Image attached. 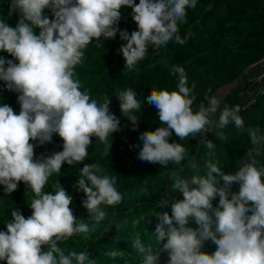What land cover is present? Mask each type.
<instances>
[{"label":"clouds","instance_id":"clouds-1","mask_svg":"<svg viewBox=\"0 0 264 264\" xmlns=\"http://www.w3.org/2000/svg\"><path fill=\"white\" fill-rule=\"evenodd\" d=\"M197 2L10 0L9 15L19 12L20 18L15 27L0 19V52L14 58L0 57V80L9 91L19 93L21 110L17 115L7 104L0 106V185L10 195L24 182L33 198L29 204L32 214L25 218L19 210H12L7 230L0 231V261L97 264L86 251L65 254L61 249L62 242L89 232V223L77 221L70 208L72 197L60 183L54 186L55 194L43 191L49 177L59 174L65 162L69 166L83 163L92 137L105 145L107 156L112 147L109 136L121 130L120 120L110 113L109 97L101 103L87 90L81 91L79 80L74 78L75 66L82 63L84 50L94 38L99 46L101 37L115 39L117 32L127 41L118 52L129 72L145 58L149 45L158 51L172 41L183 45L192 33L182 38L179 25L187 23V10L195 9ZM124 7L132 9L137 25L138 30L131 34L118 27ZM45 9H50L54 18L45 15ZM169 71L178 78V91L153 88L148 95L147 101L157 109L162 126L141 133L140 161L165 168L170 163L179 166L187 160V149L169 142L173 132L181 141L201 136L200 143L213 149L215 144L203 139L202 134L215 129L218 139L226 140L219 130L230 123L241 132L247 131L251 147L234 173H225L210 160L205 162L204 176L184 178L173 172L172 191L182 193L183 199H173L171 213L156 215L160 223L155 229V248L151 244L146 247L140 238L133 239L131 245L142 257L141 264H159L161 253H167V264H264V164L258 159L264 155V134L259 127L245 129L239 106L225 105L217 117L221 98L216 95H205L207 104L202 101L194 110L195 84L188 86L183 67L174 65ZM116 97L122 115L135 130L140 120L136 113L141 111L143 101L131 88L119 91ZM53 134L62 138L63 150L35 158L37 145L30 141L51 143ZM187 162L186 167H197ZM104 171L98 163L83 164L74 186L85 194L83 207L95 223L105 218L102 205H118L124 198L115 187L116 177ZM234 183L239 184L237 192L231 191ZM217 196L219 204L214 207L212 201ZM161 203L167 205L168 201ZM190 221L197 227H188ZM138 223L134 222L133 227ZM207 241L216 245L214 253L202 250ZM106 255L120 256L117 251Z\"/></svg>","mask_w":264,"mask_h":264},{"label":"trees","instance_id":"trees-1","mask_svg":"<svg viewBox=\"0 0 264 264\" xmlns=\"http://www.w3.org/2000/svg\"><path fill=\"white\" fill-rule=\"evenodd\" d=\"M9 12L10 0H0V19L15 27L20 18L19 12L11 15ZM187 12V23L179 25L182 38L189 32L192 33L186 43L181 45L172 41L159 51L149 45L145 58L130 72L125 69L126 62L122 53L118 52L127 43L120 38L119 32L115 39L105 40L101 37L99 46L94 38L84 50L82 63L75 66L74 78L79 80L81 91L87 90L92 99L101 103L105 96L109 97L110 113L120 120L121 130L112 133V137L109 136L112 143L109 155H104L105 145L92 137V144L88 147V155L83 163L69 166L65 162L60 173L49 177L43 189L46 193L55 194L54 186L60 183L72 197L70 208L77 221L89 223V232L75 235L59 245L65 254L70 251H86L89 258L96 260L97 264H141L142 257L136 253L131 241L140 238L146 247L151 244L155 248L154 234L160 223L156 215L171 213L173 199H183L182 193L172 191V173L178 172L184 178L204 176L207 172L205 162L209 160L225 173H234L241 166L247 149L251 147L247 131L241 132L234 123H230L219 130L226 140H219L215 129L202 134L203 139L215 144L213 149H209L206 143H200L201 136L181 141L173 132L169 137L170 143H180L187 149L186 159L197 165L195 169L185 166L187 160L179 166L170 163L165 168L138 159L143 146L141 133L155 131L162 126L157 109L147 101L148 95L153 88L178 91V78L169 71L172 66L178 65L185 69L190 88L195 84L192 93L196 97L192 106L194 110L202 101L207 104L205 95L221 98L217 117L225 105L234 108L246 104L250 91L248 78L252 72L263 67L248 70L264 59V0H198L196 8L188 9ZM131 13L130 7L122 8L118 24L121 31L127 30L129 34L138 30ZM44 14L54 18L50 9H45ZM36 33L39 34V29ZM0 57L14 59L7 52H0ZM242 76L244 78L240 84ZM228 87V93H223ZM128 88L136 91L137 99L143 101L141 111L136 113L140 120L135 130L132 122L122 115L120 101L116 97L119 91ZM18 95L15 91H9L6 83L0 80V106L7 104L17 115L21 110ZM238 114L245 121V129L259 127L264 134V97ZM30 142L37 145L34 149L37 159L41 155L47 157L63 150V141L58 134H53L51 143L39 145L38 141ZM258 159L264 164V155ZM91 163H98L105 170L103 174L115 176V187L124 195L123 201L118 205L101 206L106 215L99 223L90 221L89 213L82 204L86 196L74 188L83 164ZM238 190L239 184L234 183L231 191ZM28 191L25 183L20 182L17 190L8 195L4 186L0 185V231L7 230L6 223L12 219V210H19L25 218L32 214L29 204L33 194ZM163 200H167L168 204H162ZM212 203L214 207L218 206L219 197ZM134 222H139L135 228ZM187 226L197 227L193 221ZM202 250L214 253L216 245L207 241ZM110 251H117L120 256H107L106 253ZM167 261V253H161L159 264H167ZM0 264H6V261H0Z\"/></svg>","mask_w":264,"mask_h":264},{"label":"built area","instance_id":"built-area-1","mask_svg":"<svg viewBox=\"0 0 264 264\" xmlns=\"http://www.w3.org/2000/svg\"><path fill=\"white\" fill-rule=\"evenodd\" d=\"M262 66V68L248 78V83L250 84L249 100L246 104L237 105L240 111H245L254 106L260 98L264 97V61Z\"/></svg>","mask_w":264,"mask_h":264},{"label":"water","instance_id":"water-1","mask_svg":"<svg viewBox=\"0 0 264 264\" xmlns=\"http://www.w3.org/2000/svg\"><path fill=\"white\" fill-rule=\"evenodd\" d=\"M263 61H264V59L261 60L260 62H258L257 64H255L253 67L249 68L248 70H250V69H252L254 67H257V66H262ZM243 78H244V76L241 77L240 82H239L240 84L242 83Z\"/></svg>","mask_w":264,"mask_h":264},{"label":"crops","instance_id":"crops-1","mask_svg":"<svg viewBox=\"0 0 264 264\" xmlns=\"http://www.w3.org/2000/svg\"><path fill=\"white\" fill-rule=\"evenodd\" d=\"M256 72H257V71H256ZM256 72H252V73L250 74V76L253 75V74H255ZM250 76H249V77H250ZM229 90H230V88L228 87V88H226V89L223 91V93H228Z\"/></svg>","mask_w":264,"mask_h":264}]
</instances>
